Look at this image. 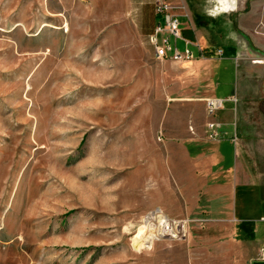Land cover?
Masks as SVG:
<instances>
[{"label":"rangeland","instance_id":"1","mask_svg":"<svg viewBox=\"0 0 264 264\" xmlns=\"http://www.w3.org/2000/svg\"><path fill=\"white\" fill-rule=\"evenodd\" d=\"M166 4L195 59L155 57L138 0H0V264H248L195 155L228 139L264 187V0ZM157 212L173 233L140 245Z\"/></svg>","mask_w":264,"mask_h":264},{"label":"crops","instance_id":"2","mask_svg":"<svg viewBox=\"0 0 264 264\" xmlns=\"http://www.w3.org/2000/svg\"><path fill=\"white\" fill-rule=\"evenodd\" d=\"M138 1L141 2L144 11L146 10L149 14H152L151 19L154 21L155 30L156 25L160 21L154 10L156 0ZM185 29L183 28L182 33L187 38L184 32ZM179 46L183 48L184 43L179 42ZM262 62L258 61L257 63L264 65ZM235 92L236 88L227 97L233 96ZM215 97L217 96L215 95ZM228 117H230V114L224 113L217 119L222 121L225 126L221 132L224 131L229 134L230 138L231 134L236 133V128L228 121ZM232 117H234L233 114ZM226 142H229V140L213 142L216 147L211 153L200 152L198 156L195 155L201 164L199 171L200 177L203 178L201 182L202 191L209 204L221 205L219 209L221 216L219 218L223 219L222 223L225 226H228L233 238H238L235 240L253 247L254 252L248 264H264V260L261 258V253L264 249V199L260 198L264 187L258 186L255 187L257 189H252L250 186L240 184L238 171H236L240 162L239 154L235 153L232 163L229 164L227 158L223 155V148ZM240 193L246 194V199L242 204V211H239L237 206V199ZM252 199H255V201H251ZM259 200L262 201L259 202Z\"/></svg>","mask_w":264,"mask_h":264},{"label":"built area","instance_id":"3","mask_svg":"<svg viewBox=\"0 0 264 264\" xmlns=\"http://www.w3.org/2000/svg\"><path fill=\"white\" fill-rule=\"evenodd\" d=\"M168 0H156L155 14L160 18L153 34L150 37L154 47V55L158 60L171 59L177 62L195 59L193 47H198L194 43L188 41L183 36V22L178 16L173 14L166 4ZM179 42L184 43V47L179 46ZM198 49V48H197ZM228 100L209 99L207 101L208 115L211 117L224 108ZM217 122H209L207 124V135L210 140H217L220 129ZM264 260V249L261 253Z\"/></svg>","mask_w":264,"mask_h":264},{"label":"bare ground","instance_id":"4","mask_svg":"<svg viewBox=\"0 0 264 264\" xmlns=\"http://www.w3.org/2000/svg\"><path fill=\"white\" fill-rule=\"evenodd\" d=\"M152 222L155 223L156 226L157 224H163V229H158V227H155L154 231L144 229L143 231L139 232L136 235L135 239L140 240L138 242L140 243V245L145 244L147 246L151 242V240L162 238L166 234H171V232L173 233V231L169 230L171 229V225L173 224L172 220H168L167 218H165V216L161 212L154 213L150 217L146 218L147 225L148 223L149 225L153 224ZM181 229L184 231L186 230V227L183 225Z\"/></svg>","mask_w":264,"mask_h":264},{"label":"trees","instance_id":"5","mask_svg":"<svg viewBox=\"0 0 264 264\" xmlns=\"http://www.w3.org/2000/svg\"><path fill=\"white\" fill-rule=\"evenodd\" d=\"M196 55H197V58H200V54L197 53Z\"/></svg>","mask_w":264,"mask_h":264}]
</instances>
